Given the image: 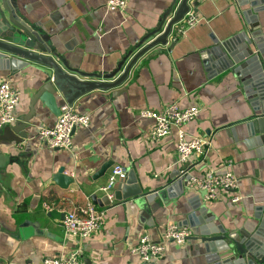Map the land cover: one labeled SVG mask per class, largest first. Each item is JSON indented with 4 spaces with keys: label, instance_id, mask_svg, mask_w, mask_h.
Here are the masks:
<instances>
[{
    "label": "crops",
    "instance_id": "1",
    "mask_svg": "<svg viewBox=\"0 0 264 264\" xmlns=\"http://www.w3.org/2000/svg\"><path fill=\"white\" fill-rule=\"evenodd\" d=\"M172 1L128 0L125 10L116 12L106 9V0H27L26 7L29 20L43 25L54 52L73 73L105 74L129 51L130 59L162 33L176 10L177 5L164 19ZM239 3L199 0L190 11L200 21L182 33L174 31L165 44L144 50L120 86L78 97L72 105L88 116L89 125L73 130L71 150H51L38 140V130L52 126L57 116L35 103L23 129L27 138L20 144L1 145L5 165L0 171V264H40L45 257L76 249L86 264H207L198 238L181 245L166 242L164 256L149 263L132 254L131 248L143 234L161 240L163 229L172 223L189 227L191 236L199 237L198 228L207 224L204 216L214 217L211 224L232 234L255 231L259 223L255 207L264 192V161L247 143L245 122L251 105L238 80L224 69V60L208 51L213 39L220 42L248 29L242 14L248 6ZM255 17L264 33V11ZM262 51L259 59L264 67V45ZM3 80L20 92L17 118L28 114L40 85L36 67L14 73L0 70ZM62 102L59 99L58 105ZM171 103L180 108L197 106V116L185 129L189 135L210 140L204 158L194 156L179 163L174 132L158 141L150 138L153 121L140 112L161 110ZM227 160L238 179L235 203L230 191L224 190L206 202L201 192L190 191L185 181H179L186 174L199 176L209 169L223 172ZM106 162L112 165L94 180V173ZM117 164L134 170L142 192L158 195L150 201L144 197L117 201L111 191L110 204L94 203L103 212L100 230L87 239L67 235L61 225L64 214L92 201V194L102 198L106 193L100 188ZM61 166L74 179L67 189L52 181Z\"/></svg>",
    "mask_w": 264,
    "mask_h": 264
},
{
    "label": "water",
    "instance_id": "2",
    "mask_svg": "<svg viewBox=\"0 0 264 264\" xmlns=\"http://www.w3.org/2000/svg\"><path fill=\"white\" fill-rule=\"evenodd\" d=\"M26 1L0 0V70L14 73L32 65L37 69L40 85L30 100L29 113L17 118L13 124L0 128V171L5 165L1 160V145L20 144L27 138V133L23 129L29 125L36 102H40L52 114L58 116L59 99L72 105L78 97L91 90L120 86L126 80L138 56L155 44H165L167 37L173 33L174 24L183 18V15L190 10V6H197L199 2V0H173L164 14V19L177 5L174 16L168 20L157 38L130 59L131 51H129L110 72L89 74L79 71L73 73L74 71H71L60 59L53 50L51 35L45 31L42 24L29 20ZM239 1V5L248 6L242 12L248 29L241 30L220 42L213 39L214 46L208 51L212 57L224 60V69L230 70L241 85L244 96L251 105L245 122L246 135L249 139L247 143L254 149L257 158L264 161V67L259 59L263 52L264 33L255 20L257 13L264 11V0ZM92 78L103 79L96 81ZM111 165L112 162L104 163L92 178L96 180L102 177ZM188 177L189 175L186 174L179 181L184 182ZM52 181L58 187L67 189L74 179L65 174L64 167L61 166L53 174ZM113 188L114 186L111 189L112 197L117 201L132 197H144L145 200L150 201L158 195V192H142L133 169H127L125 179L117 182L116 187ZM166 190L168 188H165ZM160 194L162 196L161 192ZM259 198L260 204L255 207L257 211L255 217L259 223L251 235L244 232L232 234L220 226L215 227L211 224L214 217L211 220L209 218L212 216H204L205 209L202 207L201 214L204 216L202 218L207 224L198 228L199 237L189 236L188 239L198 238L202 243L207 264H264V192ZM91 200L93 203L102 201L106 205L111 202L107 194L100 199L96 194H92ZM219 252L222 253L221 257L218 255Z\"/></svg>",
    "mask_w": 264,
    "mask_h": 264
},
{
    "label": "built area",
    "instance_id": "3",
    "mask_svg": "<svg viewBox=\"0 0 264 264\" xmlns=\"http://www.w3.org/2000/svg\"><path fill=\"white\" fill-rule=\"evenodd\" d=\"M128 0H106V9L110 12L123 11ZM200 17L194 11H188L181 20L173 26L174 33H182L185 29L194 26ZM176 37L173 36L172 40ZM20 102V92L13 87L10 81L0 82V128L13 124L17 120L16 109ZM60 114L52 126L41 127L38 130V140L51 150H71L73 147L72 134L77 127H88L89 118L85 114L75 111L73 105L62 102L59 105ZM195 105L180 108L176 103H171L161 110H142L140 116L150 118L153 124L149 136L153 140H161L172 132L175 133V148L179 163H186L190 158L207 155L211 146L210 140L198 135H189L185 127L192 122L198 114ZM232 162L224 163V171L213 169L203 174L189 175L185 186L190 191L201 192L203 200L208 202L219 197L220 191H230L231 202L239 200L236 193L238 179L231 170ZM127 169L123 165H113L108 175L107 182L100 188L101 191L111 196V189L116 182L125 179ZM103 223V212L98 211L94 203L87 200L82 206L64 214L61 221L64 232L74 238L87 239L100 230ZM191 229L187 226L167 224L163 229L161 240H152L146 234L139 237L131 248V253L137 255L144 263L152 262L164 256L166 242L181 245L191 236ZM40 264H86L81 258L80 250H73L65 255L45 257Z\"/></svg>",
    "mask_w": 264,
    "mask_h": 264
}]
</instances>
